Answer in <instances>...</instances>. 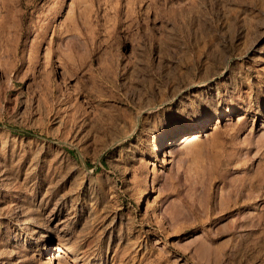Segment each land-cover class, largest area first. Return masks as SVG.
Instances as JSON below:
<instances>
[{
  "label": "rangeland",
  "instance_id": "obj_1",
  "mask_svg": "<svg viewBox=\"0 0 264 264\" xmlns=\"http://www.w3.org/2000/svg\"><path fill=\"white\" fill-rule=\"evenodd\" d=\"M0 264H264V0H0Z\"/></svg>",
  "mask_w": 264,
  "mask_h": 264
},
{
  "label": "bare ground",
  "instance_id": "obj_2",
  "mask_svg": "<svg viewBox=\"0 0 264 264\" xmlns=\"http://www.w3.org/2000/svg\"><path fill=\"white\" fill-rule=\"evenodd\" d=\"M60 251L63 252V253L65 254V252L62 251V249H61ZM51 260H52V262H53V257H51ZM77 261H79V260H76V263H77Z\"/></svg>",
  "mask_w": 264,
  "mask_h": 264
}]
</instances>
